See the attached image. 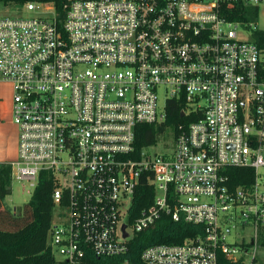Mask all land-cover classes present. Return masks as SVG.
<instances>
[{
    "label": "built area",
    "instance_id": "obj_1",
    "mask_svg": "<svg viewBox=\"0 0 264 264\" xmlns=\"http://www.w3.org/2000/svg\"><path fill=\"white\" fill-rule=\"evenodd\" d=\"M19 6L36 15L0 14V81L18 129L11 180L33 191L52 173L54 264L125 254L163 214L201 233L144 247V264H264V0ZM171 103L182 120L167 154L137 149V126L163 123ZM230 167L250 171L243 184ZM142 180L153 201L131 220Z\"/></svg>",
    "mask_w": 264,
    "mask_h": 264
},
{
    "label": "trees",
    "instance_id": "obj_2",
    "mask_svg": "<svg viewBox=\"0 0 264 264\" xmlns=\"http://www.w3.org/2000/svg\"><path fill=\"white\" fill-rule=\"evenodd\" d=\"M29 0H0L4 5H22ZM53 2L59 11L63 0H43ZM180 105L171 103L166 119L161 124H139L136 128L135 147L155 145L159 138L168 135L175 124L182 119L178 111ZM228 172L233 173L232 185L243 184L241 172L248 169L230 167ZM11 168L8 163L0 164V264H54V258L47 245V231L52 215V190L55 187L52 173L42 171L38 182L31 193L22 212L15 216L10 215L1 206V200L10 194ZM154 197V187L146 180H142L134 190L130 207V219L138 216L140 211L148 206ZM201 226L184 222L182 219L174 221L170 215L163 214L155 225L139 232L130 243L129 250L122 255L107 257L86 256L84 264H144L140 259L142 249L151 244L181 243L188 237L201 233Z\"/></svg>",
    "mask_w": 264,
    "mask_h": 264
},
{
    "label": "rangeland",
    "instance_id": "obj_3",
    "mask_svg": "<svg viewBox=\"0 0 264 264\" xmlns=\"http://www.w3.org/2000/svg\"><path fill=\"white\" fill-rule=\"evenodd\" d=\"M0 14L1 15H23V16H34L36 13L32 11H26L19 5H4L0 3ZM0 93H3L7 99V105H10L12 109V85L10 82L3 83L0 82ZM11 121H12V111H11ZM18 130L15 129V133H17ZM12 135H14V130L11 132ZM172 143V137L169 133L168 135H163L159 138L158 142L154 147L149 148V152H156L158 154L166 155L168 151V148L171 147ZM259 172L264 177V169H260ZM11 192L7 196H5L1 200V206L2 208L7 211L10 215H19L22 212V209L24 208V205L28 202L32 187L29 186L28 181H18L15 179L11 180L10 185ZM261 251H264V248L261 249Z\"/></svg>",
    "mask_w": 264,
    "mask_h": 264
},
{
    "label": "crops",
    "instance_id": "obj_4",
    "mask_svg": "<svg viewBox=\"0 0 264 264\" xmlns=\"http://www.w3.org/2000/svg\"><path fill=\"white\" fill-rule=\"evenodd\" d=\"M6 99L7 97L0 93V164H9L18 157V132L15 133L17 126L11 121V107L7 105ZM13 130L14 135L11 134Z\"/></svg>",
    "mask_w": 264,
    "mask_h": 264
},
{
    "label": "water",
    "instance_id": "obj_5",
    "mask_svg": "<svg viewBox=\"0 0 264 264\" xmlns=\"http://www.w3.org/2000/svg\"><path fill=\"white\" fill-rule=\"evenodd\" d=\"M180 115H182V113H180Z\"/></svg>",
    "mask_w": 264,
    "mask_h": 264
}]
</instances>
